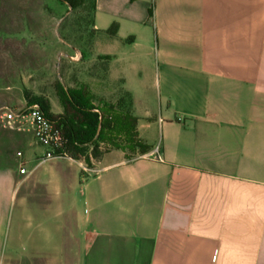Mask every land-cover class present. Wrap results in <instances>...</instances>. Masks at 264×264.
<instances>
[{
  "label": "crops",
  "instance_id": "0c3cea01",
  "mask_svg": "<svg viewBox=\"0 0 264 264\" xmlns=\"http://www.w3.org/2000/svg\"><path fill=\"white\" fill-rule=\"evenodd\" d=\"M95 5L106 74L84 86L122 101L152 149L85 173L20 133L0 166V264H264V0Z\"/></svg>",
  "mask_w": 264,
  "mask_h": 264
},
{
  "label": "rangeland",
  "instance_id": "374dc122",
  "mask_svg": "<svg viewBox=\"0 0 264 264\" xmlns=\"http://www.w3.org/2000/svg\"><path fill=\"white\" fill-rule=\"evenodd\" d=\"M91 6L70 8L60 0H0V109H23L34 104L49 113L65 114L64 95L73 111L85 122L78 124L86 139L95 133L92 145L86 144L90 161L82 159L87 172L107 155L97 140L96 111L81 96L82 85L92 74L99 81L104 72L97 62L96 32L91 25ZM96 59V60H93ZM129 88L135 90L131 83ZM146 123L140 124L145 133ZM31 134V133H30ZM28 142H37L32 135ZM22 135V134H21ZM20 132L0 126V166L22 158ZM38 143V142H37Z\"/></svg>",
  "mask_w": 264,
  "mask_h": 264
},
{
  "label": "trees",
  "instance_id": "16d2710c",
  "mask_svg": "<svg viewBox=\"0 0 264 264\" xmlns=\"http://www.w3.org/2000/svg\"><path fill=\"white\" fill-rule=\"evenodd\" d=\"M66 3L73 10L79 7L91 6V25L94 23L96 11V0H60ZM116 25L111 29L112 33L116 32ZM81 96L87 106L96 110L97 116V140L98 146H102L105 152L119 150L126 155H145L149 153L152 146L147 144L139 135V119L125 109L122 101L108 103L102 99H96L95 96L82 85ZM62 99L65 104V114L54 115L49 113V102L45 101L43 111L55 123V126L61 131L64 138V146L59 151L61 154H67L74 160L86 159L89 163L90 158L87 156V149L84 145L91 144L95 133L86 139V133L82 131L78 124L85 122V118L79 117L67 102L63 95Z\"/></svg>",
  "mask_w": 264,
  "mask_h": 264
},
{
  "label": "built area",
  "instance_id": "2783aa9c",
  "mask_svg": "<svg viewBox=\"0 0 264 264\" xmlns=\"http://www.w3.org/2000/svg\"><path fill=\"white\" fill-rule=\"evenodd\" d=\"M0 126L20 133H31L35 140L46 148V159L57 156L71 158L59 152L65 143L63 135L38 104L18 110L8 107L1 108ZM26 172L25 166H22L20 173L24 175Z\"/></svg>",
  "mask_w": 264,
  "mask_h": 264
}]
</instances>
